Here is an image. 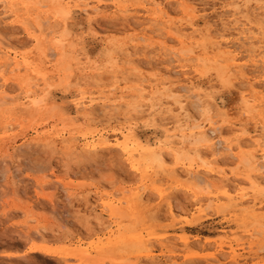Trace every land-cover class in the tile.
<instances>
[{"label":"rangeland","instance_id":"374dc122","mask_svg":"<svg viewBox=\"0 0 264 264\" xmlns=\"http://www.w3.org/2000/svg\"><path fill=\"white\" fill-rule=\"evenodd\" d=\"M78 1L0 0V62H22L0 65V264H264V184L249 180L263 159L255 140L264 142V50L249 49L264 43L241 39L234 24L239 8L264 37V9L251 15L264 0ZM163 15L174 29L141 47ZM127 52L133 65L124 66ZM168 52L184 55L173 72ZM183 86L195 119L176 126L167 111L179 114ZM210 119L233 147L220 162L192 136ZM92 142L97 151L85 149ZM190 168L208 179L209 194ZM210 170H225L233 200Z\"/></svg>","mask_w":264,"mask_h":264},{"label":"bare ground","instance_id":"6f19581e","mask_svg":"<svg viewBox=\"0 0 264 264\" xmlns=\"http://www.w3.org/2000/svg\"><path fill=\"white\" fill-rule=\"evenodd\" d=\"M70 1V3H73L74 2V4H75V0H69ZM86 2V0H79L76 4H77V6H81V5H83L84 3ZM5 6H4V11H5V13L7 14V13H13L14 14V12H15V10H14V6L12 7V6H9L6 2H2ZM11 4V3H10ZM21 4V3H20ZM22 4H24V3H22ZM16 6H17V2H16V4H15ZM71 5V4H70ZM87 5V4H86ZM16 6H15V8H16ZM29 8V7H28ZM85 8H86V6H85ZM51 9V8H50ZM83 9H84V7H83ZM89 9V8H88ZM262 9H264V8H261V9H259L258 11L256 10V11H253L252 13H251V15H253V17H258V16H260V10H262ZM18 10V9H17ZM82 10V9H81ZM90 10V9H89ZM92 10V9H91ZM48 11V10H47ZM46 11V12H47ZM84 11V10H83ZM94 11V10H93ZM246 11H248V8H245V11L244 12H246ZM17 12V11H16ZM86 12H88V11H86ZM89 12H91V11H89ZM243 12V10H241V9H239V8H236L235 9V15H236V17L234 18V24H235V29L239 32V34H240V36H241V39H244V40H247L250 44H253V43H255V42H260V43H264V37H260V36H258L256 33H255V31L254 30H252V28H253V26H252V20L250 19V16H248V15H241V16H239L241 13ZM258 12V13H257ZM262 12V11H261ZM3 13V12H2ZM50 13V12H49ZM260 13V14H259ZM45 14V13H44ZM47 14V13H46ZM164 14V13H163ZM165 14H167V13H165ZM250 15V14H249ZM162 18H164V15L163 16H160V17H157V16H154L152 19H153V21H155V24H154V28L155 29H153L152 30V32L151 33H144V35L141 37V39H142V42L140 43V46L142 47L143 45H144V47L146 48V46H148V44H149V42H151L152 40H153V38H154V33H160V32H162V31H164V30H166V29H172L173 28V24L172 23H170L169 21H165L166 22V24H164V23H161L160 22V19L162 20ZM50 20V19H49ZM262 20V19H261ZM243 21H246V22H243ZM163 22V21H162ZM263 22V21H262ZM2 26H3V18H2V16H0V30L1 29H3L2 28ZM256 28L255 29H258V30H261L262 31V29H263V27H262V24H259V25H256L255 26ZM38 28H39V30H45V29H43V24L42 23H38ZM174 29V28H173ZM2 31V30H1ZM2 33H3V31H2ZM258 33V32H257ZM179 37V39H180V41L184 44V43H189V42H193L192 41V37H187V36H185V35H179L178 36ZM240 39V38H239ZM240 39V40H241ZM141 41V40H140ZM139 41V42H140ZM246 41V42H247ZM138 42V43H139ZM243 42V41H242ZM245 42V41H244ZM137 43V44H138ZM228 42H226V44H227ZM223 45V44H222ZM228 45V44H227ZM263 45V44H262ZM251 46V45H250ZM137 47V46H136ZM164 47H166V46H164ZM227 47V46H226ZM229 47V46H228ZM234 47V46H233ZM223 48V47H222ZM257 48V47H256ZM256 48H254L253 46L252 47H250V49H249V54L250 55H252V56H255L256 54H258V53H260L259 51H263L264 50V45L263 46H259L258 47V49H256ZM48 50V49H47ZM165 51V50H164ZM5 52V51H4ZM44 52V51H43ZM137 52V51H136ZM166 52H167V50H166ZM247 52V51H246ZM6 54H8L7 52H5ZM141 53V52H140ZM143 53V52H142ZM230 53V52H229ZM248 53V52H247ZM185 54V53H184ZM125 55V54H124ZM168 57H169V61H170V63H171V66H169L168 67V71L169 72H173L176 68H177V66H176V64H178V63H180L181 62V58L184 56V55H180V54H177V53H173V52H168V54H166ZM237 55V54H236ZM260 55V54H259ZM51 56H52V54H50V52H45V59H47L49 62L52 60L51 59ZM54 56V55H53ZM137 56V55H136ZM166 56V57H167ZM256 56H258V55H256ZM184 58V57H183ZM231 58V57H230ZM257 58V57H256ZM126 61L124 62V66H126V65H133V63H136L135 62V53L133 52H127V54H126ZM237 59H238V57H237ZM236 59V60H237ZM233 60V59H232ZM254 60V59H253ZM258 60V59H257ZM256 60V61H257ZM183 61V60H182ZM261 61V60H260ZM228 62H230V61H227V63ZM1 64V66L2 67H5V66H10L11 64H14L15 65V68L16 69H19L20 67H21V65H22V62L20 61V59H19V57L16 55L14 58H11V59H9V57L8 58H6L4 61L2 60L1 62H0ZM142 63V62H141ZM256 63V62H255ZM260 63V62H259ZM234 64H236V63H234ZM26 65H28V63L26 64ZM138 66L140 65V64H137ZM11 66H13V65H11ZM141 66V65H140ZM228 67V66H227ZM181 68V67H180ZM186 68V67H185ZM131 72H136L137 71V67H134V66H132V67H130V68H128ZM183 69V68H182ZM181 69V70H182ZM234 69V68H233ZM229 70V69H228ZM242 71V70H241ZM197 72H199V71H197ZM126 73V70H124L123 71V75ZM173 75L175 74V73H172ZM90 78H93V77H90ZM89 78V79H90ZM244 78V77H243ZM248 78V77H247ZM43 79V78H42ZM84 79H86V78H84ZM88 79V78H87ZM86 79V80H87ZM88 79V80H89ZM93 79H96V77L95 78H93ZM125 79V78H124ZM88 80H87V82H88ZM92 80V79H91ZM99 80V79H98ZM126 80V79H125ZM86 81H84V83H85ZM89 82H90V80H89ZM101 82V81H100ZM246 82V81H245ZM83 83V82H82ZM96 83V82H95ZM255 83V82H254ZM85 84H87V83H85ZM92 84V83H91ZM94 84V83H93ZM92 84V85H93ZM89 85V84H88ZM256 85V84H255ZM188 86V85H187ZM252 86V85H251ZM34 87H35V89L33 90V91H30L29 93H37V91H38V89L37 88H39L40 86H39V84L38 83H36L35 85H34ZM33 87V88H34ZM190 87H191V85H190ZM3 88V87H2ZM6 88L5 89H3L2 90V95L5 97L6 95ZM264 91V90H263ZM144 91L142 90V89H140L139 91H138V93H140V95L143 97V93ZM181 92H183L184 94H181L180 96H179V100H177V102H175V103H177V106H178V109H179V114H176V115H173L172 113H174V111L172 110V109H170V110H168L167 111V113H168V115H169V117H168V119H171L172 121H173V123L176 125V126H180V124H181V122H182V120H183V118H187V119H195L194 118V113H193V111L188 107V104L189 103H187V101L190 99V98H194V97H192L189 93L191 92V88H189V87H185V86H183V87H181V90H180V93ZM257 92H261V91H257ZM0 93V94H1ZM251 94V93H250ZM254 94V93H253ZM252 95V94H251ZM258 96V95H257ZM197 97L199 98L200 97V95L198 94L197 95ZM259 97V96H258ZM8 98V97H7ZM90 99H89V105H88V107L92 110V111H94L95 110V108H94V105H95V98L94 97H89ZM138 98H139V96H138ZM97 99V98H96ZM126 99H127V97H126ZM136 99V98H135ZM256 99V98H255ZM255 99H253V98H248L247 99V102H250V101H252V102H255ZM2 100V99H1ZM200 100V102L202 103L201 105L202 106H206V110H207V112L208 113H210L211 111H212V108H213V105L210 103V102H207V101H202L201 99H199ZM263 101H264V99H263ZM129 102V101H128ZM128 104V103H127ZM134 105V104H133ZM77 106L78 107H80L81 108V106H82V103H78L77 104ZM131 107V106H130ZM197 107H199V106H197ZM83 108V107H82ZM121 108V107H120ZM140 108H142L141 107V105H136V106H133V110H135V112L136 111H140V112H142L141 110H140ZM114 109V108H113ZM214 109V108H213ZM78 110H79V108H78ZM115 110V109H114ZM92 111H90L91 113H92ZM214 112V111H213ZM212 113V112H211ZM88 114H89V111H88ZM195 114H196V112H195ZM88 116H90V115H88ZM92 116V115H91ZM138 117V116H137ZM134 118V117H133ZM202 124V123H201ZM201 124H198V125H195V132H192V136H196V135H198V136H200V140L201 141H206V142H208L209 143V146L208 147H210L209 149L211 150V153H212V156L214 157V159H215V161L216 162H220V161H222L223 159V157H222V155H223V151H228L227 153L228 154H230V152L232 151V148L233 147H231L230 146V144L226 141V140H224V139H222V137H221V128L220 127H218V126H216L215 125V122H213V119H210V121L208 122V125L206 124V125H201ZM264 128V127H263ZM171 132V131H170ZM182 135V134H181ZM187 135V134H186ZM257 135V134H256ZM262 135V134H261ZM171 139H175V138H179V135H178V133H176V132H173L170 136H169ZM252 137H254L255 138V135L254 136H252ZM258 137V136H257ZM262 137H264V136H262ZM165 138V137H164ZM184 138V137H183ZM251 138V137H250ZM198 139V138H197ZM103 140V139H102ZM128 140H130V139H128ZM106 141V140H105ZM131 141V140H130ZM167 141V140H166ZM94 142V141H93ZM92 142V144L90 143V144H86L87 146L85 147V149L86 150H88V151H92L93 152V150H96V149H98V147H99V145L100 144H98V143H93ZM102 142V141H101ZM188 142V141H187ZM104 143V142H103ZM168 143V142H167ZM173 143V142H172ZM175 143V142H174ZM178 144H179V142H177ZM185 143V142H184ZM241 143V142H240ZM239 143V144H240ZM255 143H256V145L258 146V148H260V151H261V153H262V162H261V160H260V162L261 163H258V164H256V172H257V174H256V176L254 177V176H250L249 177V180L251 181V182H253L254 184H257V185H260V184H264V142H263V140L261 141L260 139H256L255 140ZM164 144V143H163ZM176 144V143H175ZM104 145V144H103ZM107 145V144H106ZM133 145V144H132ZM253 145V144H252ZM122 146V145H121ZM176 146H177V144H176ZM131 147V146H130ZM138 147V146H137ZM137 147H135V148H137ZM195 147V146H194ZM239 147V146H238ZM70 149L72 148V146H70L69 147ZM122 148V151L124 152V153H126V154H130L131 153V149H129V146L127 145V146H125V147H121ZM162 148H163V146H162ZM186 148V147H185ZM196 148V147H195ZM193 149V148H192ZM141 150H143V149H141ZM188 150H190V149H188ZM198 150V149H197ZM234 150V149H233ZM97 151V150H96ZM95 151V152H96ZM104 151V150H103ZM196 151V150H195ZM134 152H139V151H134ZM141 152V151H140ZM198 152H200V151H198ZM242 152V151H241ZM68 153V152H67ZM162 153L160 152V155H161ZM199 154V153H198ZM205 154V153H204ZM203 154V155H204ZM93 155V154H92ZM200 155V154H199ZM127 156H130V155H127ZM134 156V155H133ZM163 156H165V155H162L161 157L163 158ZM232 156H233V154H232ZM236 156H237V154H236ZM246 157V156H245ZM261 157V156H260ZM134 158V157H133ZM159 157H158V155H157V158L156 159H158ZM165 158V157H164ZM242 158H243V156H242ZM248 158V157H247ZM249 158H250V156H249ZM257 158V157H256ZM168 159V158H167ZM225 159V158H224ZM240 159V158H239ZM251 159H253V157L251 158ZM130 160H132V159H130ZM160 160V159H159ZM165 160V159H164ZM163 160V161H164ZM231 160V159H230ZM233 160V159H232ZM241 160V159H240ZM249 160V159H248ZM248 160H246L245 161V163H247V164H249V161ZM162 161V160H161ZM214 161V162H215ZM248 161V162H247ZM132 162V161H131ZM134 162V161H133ZM132 162V163H133ZM255 164V163H254ZM137 166H138V164H137ZM252 167V166H251ZM196 170V169H195ZM210 172L212 173V174H216L220 179H221V181H223V182H221V184L223 183L224 184V182H226L225 184H224V186H223V188H224V194H225V196L226 197H228L229 199H231V200H233L234 199V197H236V196H233L232 195V193H231V191H232V189L230 188V186H229V184H227V182L229 181V178L227 177V173L225 172V170H221V171H219V172H214V170H210ZM188 173L189 174H187L188 175V178L190 179V180H192V182L196 185V187L199 189V191H204V190H206L207 192H208V194L211 192L210 191V188H211V184H210V182L208 181V179L207 178H205V177H203L202 175H200V173L199 172H196V171H194V169L193 168H190V170L188 171ZM207 175H209L208 173H206ZM179 175H181V174H179ZM184 175V174H183ZM251 175H253V174H251ZM185 176V175H184ZM182 177V176H181ZM217 180H218V178H217ZM231 180V179H230ZM229 182H231V181H229ZM248 182V181H247ZM246 182V183H247ZM245 183V182H244ZM249 183V182H248ZM231 184V183H230ZM42 184L40 183V186H41ZM43 187H44V185H43ZM221 187V186H220ZM222 188V187H221ZM234 188V187H233ZM234 190H235V188L233 189V192H234ZM176 191V190H175ZM165 192V191H164ZM173 194V193H172ZM247 194V193H246ZM245 193H243V192H241L240 194H238V197L237 198H241V199H244L247 195H246ZM168 195V194H167ZM137 196V195H136ZM140 196V195H139ZM197 196V195H196ZM215 196V195H214ZM220 196V195H219ZM165 197H167V196H165ZM169 197V196H168ZM171 197V196H170ZM174 197V196H173ZM223 199V198H222ZM169 200V199H168ZM218 200V199H217ZM137 201V200H136ZM245 201V200H244ZM241 202V201H240ZM137 203V202H136ZM135 203V204H136ZM176 205V204H175ZM175 205L173 204V202L172 201H169V209H170V212L171 213H175L176 212V207H175ZM237 205V204H236ZM199 210H201V208H199ZM179 212V211H178ZM177 212V213H178ZM203 212V211H202ZM201 212V213H202ZM200 214V213H199ZM186 240V239H185ZM188 240V239H187ZM186 240V241H187ZM123 241H124V239H123ZM115 249V248H114ZM118 249V248H117ZM212 260H215V259H212Z\"/></svg>","mask_w":264,"mask_h":264}]
</instances>
